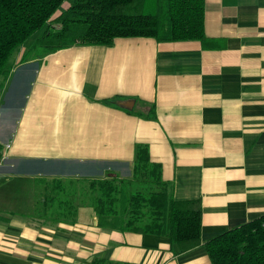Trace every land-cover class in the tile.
Here are the masks:
<instances>
[{
  "label": "crops",
  "instance_id": "obj_1",
  "mask_svg": "<svg viewBox=\"0 0 264 264\" xmlns=\"http://www.w3.org/2000/svg\"><path fill=\"white\" fill-rule=\"evenodd\" d=\"M205 39L117 37L14 56L0 86V264H211L165 236L34 215L41 180L131 179L137 145L176 200H199L201 240L264 214V0H205Z\"/></svg>",
  "mask_w": 264,
  "mask_h": 264
},
{
  "label": "trees",
  "instance_id": "obj_2",
  "mask_svg": "<svg viewBox=\"0 0 264 264\" xmlns=\"http://www.w3.org/2000/svg\"><path fill=\"white\" fill-rule=\"evenodd\" d=\"M204 4L205 0H0V86L18 51L22 63L32 54L77 45L111 46L117 37L203 41ZM137 183L144 187L133 190ZM41 186L34 215L43 223L73 224L77 208L90 204L100 228L165 236L175 255L203 245L211 264H264V214L203 242L199 200L173 197L172 183L162 179L160 164L150 161L145 145L136 147L131 179L107 173L97 179H45ZM90 264L129 263L94 258Z\"/></svg>",
  "mask_w": 264,
  "mask_h": 264
},
{
  "label": "rangeland",
  "instance_id": "obj_3",
  "mask_svg": "<svg viewBox=\"0 0 264 264\" xmlns=\"http://www.w3.org/2000/svg\"><path fill=\"white\" fill-rule=\"evenodd\" d=\"M68 1H70V0H68ZM39 33H40V31L37 32L36 34H34L29 40H27L25 42V45L26 46H29L31 44V42H33V40L35 39V37L39 35ZM14 56H15V54L11 57L10 62H13L14 61ZM135 187L141 188V187H144V185L142 183H137V184L134 185L133 190L136 189Z\"/></svg>",
  "mask_w": 264,
  "mask_h": 264
}]
</instances>
